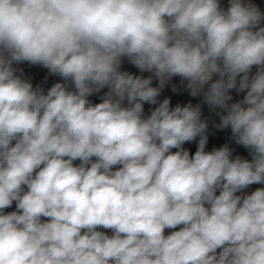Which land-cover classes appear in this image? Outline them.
Returning <instances> with one entry per match:
<instances>
[{"label": "clouds", "instance_id": "obj_1", "mask_svg": "<svg viewBox=\"0 0 264 264\" xmlns=\"http://www.w3.org/2000/svg\"><path fill=\"white\" fill-rule=\"evenodd\" d=\"M24 63L63 82L45 91ZM169 85L202 102L158 99ZM230 90L246 95L229 103ZM202 105L251 159L206 151ZM252 185H264L252 0H0V264H264Z\"/></svg>", "mask_w": 264, "mask_h": 264}, {"label": "trees", "instance_id": "obj_2", "mask_svg": "<svg viewBox=\"0 0 264 264\" xmlns=\"http://www.w3.org/2000/svg\"><path fill=\"white\" fill-rule=\"evenodd\" d=\"M253 3L257 4L262 11H264V0H252ZM229 6V0H221V9L226 11ZM15 66V65H14ZM19 67L24 69V74L26 77L32 78L34 85L36 83H40L45 91L50 88L54 83L56 82H63L59 76H48L47 82H44L45 76H47V70L39 67V66H31L27 63H24L22 65H19ZM122 70H128L132 73H135L137 75H142V76H148L150 73L144 72L140 73V71L130 64H128L125 60ZM255 71V69H253ZM215 79V78H214ZM157 81L154 79L153 81V86H157ZM172 83H176L179 85V78L176 77L173 79ZM103 91H107V89L102 90L100 94H94L93 96L89 97V99L93 103H98L100 102L99 100V95L103 94ZM230 94L233 96V100L230 101L229 103L233 102H238L243 99L244 95H246V92H237L236 90H230ZM165 96L171 98V103L172 106L174 107L177 103L185 104L191 101L194 105L197 103L202 102V97H196L192 98L190 97L186 92H182L180 95H176L171 91L170 85L165 88L161 96L158 98L162 100ZM154 107V106H149L145 105V114H149V108ZM202 114L203 117H207L209 119V131H210V137H209V144L206 148V151H211L213 147H221L223 146L224 143H228L230 147L236 149L234 154H240L242 157L251 159L250 155L248 154V151L244 149L241 146L235 145L231 139V132L230 129H225L223 131H218L214 128H212V122L215 121L216 123L219 122V117L215 113H210L209 109L206 105H202ZM14 143V142H13ZM197 143L192 142L190 144H186L184 147L190 150V153L194 154L196 150ZM175 151V150H173ZM75 164H78L79 161H75ZM260 185H252L249 188L251 190H255L257 187ZM264 187V186H263ZM15 210V202L13 203L12 208L6 209L5 211H13ZM182 226H178L176 229H165V235L170 234L172 231L179 230V228ZM103 230V229H102ZM106 231L109 235H111V230H104Z\"/></svg>", "mask_w": 264, "mask_h": 264}, {"label": "rangeland", "instance_id": "obj_3", "mask_svg": "<svg viewBox=\"0 0 264 264\" xmlns=\"http://www.w3.org/2000/svg\"><path fill=\"white\" fill-rule=\"evenodd\" d=\"M254 190H251L250 188H248L247 190H245V194H251V192Z\"/></svg>", "mask_w": 264, "mask_h": 264}, {"label": "built area", "instance_id": "obj_4", "mask_svg": "<svg viewBox=\"0 0 264 264\" xmlns=\"http://www.w3.org/2000/svg\"><path fill=\"white\" fill-rule=\"evenodd\" d=\"M264 185H260L259 187H263Z\"/></svg>", "mask_w": 264, "mask_h": 264}]
</instances>
